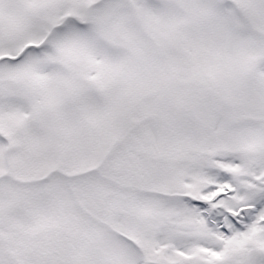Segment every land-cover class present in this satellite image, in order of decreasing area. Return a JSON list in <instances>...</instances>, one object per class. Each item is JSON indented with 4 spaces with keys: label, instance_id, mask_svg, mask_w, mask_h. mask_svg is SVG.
<instances>
[{
    "label": "snow or ice",
    "instance_id": "6c2138e0",
    "mask_svg": "<svg viewBox=\"0 0 264 264\" xmlns=\"http://www.w3.org/2000/svg\"><path fill=\"white\" fill-rule=\"evenodd\" d=\"M0 264H264V0H0Z\"/></svg>",
    "mask_w": 264,
    "mask_h": 264
}]
</instances>
